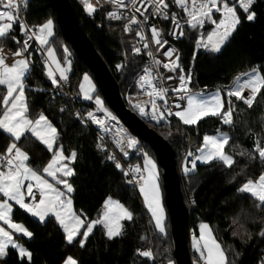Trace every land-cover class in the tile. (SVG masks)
<instances>
[{
    "label": "snow or ice",
    "instance_id": "6c2138e0",
    "mask_svg": "<svg viewBox=\"0 0 264 264\" xmlns=\"http://www.w3.org/2000/svg\"><path fill=\"white\" fill-rule=\"evenodd\" d=\"M172 3L176 8L182 9L183 17H178L176 12L169 14V4L166 0H103V4L111 6V10L106 12V18L112 21H126L122 25V31L126 34L134 32L135 37H138L131 47V52L133 54L146 52L150 60V63L143 68V74H139L135 80L138 89L141 91L147 89L145 94L148 99L136 103L130 100L129 103L139 115L150 118L157 124L168 122L169 118L174 116L183 125L197 126L198 122L204 118L215 117L222 125L235 127L236 104L232 98L234 97L235 101H242L244 105L251 108L258 94H264V68L254 65L234 75L227 85L214 90L197 91L192 87L194 71L192 62L198 55V49L213 54L221 52L222 46L229 41L242 20L254 21L255 0H172ZM80 4L91 16L101 6V0H80ZM137 4H142L145 8L151 5V16L159 17L161 20L170 19L172 30L169 35L173 40L184 37L185 29L196 35L195 48L187 69L181 64L182 57L179 50L163 38L161 28L155 24L148 26L149 15L137 7ZM22 5L26 7L27 0H0V41L11 39L18 45L15 52H11L12 62L8 63L7 54L4 53L0 43V97H2L0 98V130L10 141L3 152H0V222H2L0 224V259L6 257V249L10 246L19 257H27L30 260V251L14 236L22 233L24 237L32 238L33 233L22 223L14 222L13 202L24 212L38 218L40 222H46V217H54L56 224L63 231L64 240L72 244L78 239L80 247L86 246L87 238L98 225L102 226L103 234L109 240L122 235L121 221H131L133 213L111 195L103 200L102 209L94 219L89 220L83 210L79 212L73 210L71 194L74 192V187L70 178L75 176V171L71 165L78 158V153L72 149L65 155L63 146H57L59 141L57 128L42 111L35 119L31 118L26 96V90H28L26 80L30 76L32 66L30 45L33 40L38 46L36 50L45 58L43 72L47 80L51 82L49 91L57 88L62 90L63 85L68 83V73L71 71L69 51L65 47L63 61L57 60L49 39L54 36L53 19L49 17L43 23L29 26L21 15ZM17 22L24 37L22 43L12 34ZM209 25L211 29L206 35L200 31ZM146 28L151 33L150 41L145 35ZM162 49L165 50L161 52ZM154 52L160 53L167 60L158 58ZM124 66V63H118L116 69L120 71ZM161 67L164 72H161ZM78 87L79 94L85 100L94 101L96 111L104 114V118H99L92 110H89L84 114L87 117L85 120L77 112L81 125L90 121L92 124L99 125L102 131H110L108 124L115 122L116 117L104 107L101 97L96 94V86L87 73L83 74ZM31 91L42 92L44 89L36 87ZM64 110L61 108L60 111ZM177 131L183 135L182 129L178 128ZM248 131L251 132V129ZM29 134L51 153V158L42 168L31 166L28 152L19 146L22 139H29ZM254 135L256 143L252 151L239 150L236 151V155L245 157L251 163L257 158L254 154H258L259 163L264 168V136ZM102 141L103 137L98 136L97 149L108 152L105 159L112 161L115 168L125 177L131 175L127 183L129 185L135 183L139 188L144 205L155 222V229L165 233L166 214L161 203L155 160L146 149L140 146L139 141L123 128H119L112 136V142L124 156H128L127 149L137 150L138 158L142 157L143 160L142 167L139 164H130L125 168ZM229 144V133L219 128L214 135L204 134L198 146L185 153L181 163L183 173L187 175L195 171L197 162L203 164L215 162L228 168L233 167L236 163L234 156L226 150ZM232 149L233 151L239 149V145H232ZM246 168L247 164L242 166L239 172L233 173L232 179L246 175ZM237 193L249 194L255 202H258L254 204V207H264V171L256 177L246 176L244 182L237 188ZM199 228V239L195 236L192 238V248L199 257L194 264H201V262L202 264H232L209 225L201 223ZM236 234L233 232V235ZM245 234L249 239L251 238L250 233L245 231ZM258 235L264 236V227ZM141 239L144 237L142 236ZM137 251L142 257L149 259L153 257L150 250L137 249ZM63 264H78V262L68 256ZM168 264H172L171 260Z\"/></svg>",
    "mask_w": 264,
    "mask_h": 264
},
{
    "label": "trees",
    "instance_id": "16d2710c",
    "mask_svg": "<svg viewBox=\"0 0 264 264\" xmlns=\"http://www.w3.org/2000/svg\"><path fill=\"white\" fill-rule=\"evenodd\" d=\"M69 2L80 28L114 76L120 94L127 88L132 89L133 76L146 59L142 52L140 54L131 52L136 39L122 31V21L108 20L103 8L89 16L78 0ZM166 2L171 12L182 16L172 0ZM253 11L256 13L255 20L252 22L242 20L229 41L222 46L221 52L213 54L203 49L197 50L198 55L192 62L194 90H211L217 84L227 85L234 75L254 65L264 68V0H255ZM23 15L29 26L43 23L51 17L54 21V36L49 39L57 59L63 61L65 47L69 51L71 61L69 81L62 90L57 88L49 91L51 82L43 72V57L33 44L30 45L32 66L30 76L26 80L28 89L26 96L31 118L42 111L57 128L59 133L57 146H63L65 155L72 149L78 153V158L71 165L75 171V176L70 178L74 187L71 194L73 210L77 212L83 210L89 220L94 219L102 209L103 200L111 195L133 213V219L124 220L122 235L111 240L103 234L102 226H95L93 233L86 240V246L80 247L78 239L72 244L64 240L63 231L56 224L54 217H46V222H40L14 205L13 220L21 222L33 233L32 238L21 234H15L14 238L30 251L31 259L19 257L9 246L6 249V257L0 259V264H62L67 256L73 257L78 264H153L151 259L140 256L137 251L146 248L149 241L152 253L159 264L173 261L168 213L162 187V170L159 165L157 164L160 174L159 186L166 210L165 236L156 231L148 211L143 207L139 192L127 183V178L115 168L112 161L105 159L108 152L96 149L97 139L93 129L81 125L74 115L75 109L79 106L85 108L95 106L94 102L82 101L79 98V81L84 73L89 75L90 73L64 39L55 20L53 1L27 0V6H23ZM210 29L209 25L200 31L206 35ZM185 31L186 35L175 40V44L182 57L181 64L187 69L195 48L196 35L187 29ZM12 34L23 42L24 37L18 22ZM0 43L7 58H12L11 52H15L18 47L16 42L8 39ZM118 63L125 64L120 71L116 69ZM36 87L44 91H31ZM96 94L101 97L104 107L113 112L103 100L97 86ZM232 99L236 104L235 127L222 125L215 117L204 118L197 126H186L174 119L158 126L148 124L171 145L176 169L186 147L191 146L193 149L197 147L204 134L214 133L219 128L228 132L230 136V144L226 146V150L234 156L236 163L233 167L228 168L215 162L197 163L196 170L189 173L186 180L179 177L181 194L188 210L186 238L191 264L199 257L191 251L189 240L191 235H197V226L200 223L209 225L232 264H261L264 259V236L258 235L264 227V207H254L258 202L249 194L237 193V188L244 182L246 176L256 177L264 168L259 163L258 154L253 153L257 158L251 163L245 157L236 155V151L239 150L252 151L256 143L254 134L264 136V94H258L251 108L242 101H235L234 97ZM61 108L65 110L61 112ZM178 128L183 130V135L177 131ZM137 140L156 160L150 146L139 138ZM9 142L7 135L0 130V152H3ZM232 145H239V149L233 151ZM19 146L28 152L33 167L42 168L51 158V153L46 147L30 135L29 139H22ZM246 164V175L237 176L233 180V173L239 172ZM245 231L251 234L250 239ZM233 232L237 234L233 235ZM142 236L144 239H141Z\"/></svg>",
    "mask_w": 264,
    "mask_h": 264
},
{
    "label": "water",
    "instance_id": "95a60500",
    "mask_svg": "<svg viewBox=\"0 0 264 264\" xmlns=\"http://www.w3.org/2000/svg\"><path fill=\"white\" fill-rule=\"evenodd\" d=\"M52 1L55 20L64 39L89 70L103 100L128 130L153 150L156 162L162 170V187L168 213L173 263L191 264L186 238L188 210L181 194L179 175L171 145L127 106L114 76L80 28L69 0Z\"/></svg>",
    "mask_w": 264,
    "mask_h": 264
},
{
    "label": "built area",
    "instance_id": "2783aa9c",
    "mask_svg": "<svg viewBox=\"0 0 264 264\" xmlns=\"http://www.w3.org/2000/svg\"><path fill=\"white\" fill-rule=\"evenodd\" d=\"M80 2V0H78ZM22 9H23V5L21 6ZM137 7H140L141 10L145 11L146 14L149 15V27L151 26V24H155L157 27L161 28L162 29V35H163V38L164 39H167L169 41V44L171 46H174L176 49L177 46L175 44V40H173L171 38V36L169 35V32L172 30V23H171V20H161L159 17H154V16H151V5H148L147 8L144 7V5L142 4H137ZM104 9L105 10V14L107 11L111 10V6L110 5H106V4H103V0H101V6L97 8L98 9ZM170 9V8H169ZM96 10V11H97ZM179 12L182 14V16H178V17H183V11L182 9H178ZM95 11V12H96ZM124 11H127V10H124ZM94 12V13H95ZM171 14V10H170V13ZM22 18L25 20L24 18V15H23V10H22ZM137 15L139 16V14L137 13ZM142 19V18H141ZM26 22V21H25ZM126 22V21H122V24ZM27 23V22H26ZM181 23H183V20L181 19ZM18 26H19V23H18ZM129 35H132L136 40L138 39V37H135V34L134 32L133 33H127ZM145 35L146 37L149 39L150 41V37H151V33L150 31L147 30V28L145 29ZM177 40V39H176ZM32 44L34 45V47L37 49V45L35 44V41L33 40ZM142 47V45H140ZM167 47V46H166ZM155 49V46L153 45L152 46V50L154 51ZM165 49H162L161 52H163ZM143 54H145L146 56V59H145V62L143 63V65L137 70V72L134 74L133 76V79H132V82H131V85H132V89L131 88H127V90H125V92L123 94H121L122 98L124 99L125 103L127 104L128 107H130L132 110V106L131 104L129 103V101L131 100L133 103H136V102H142L144 100H147L148 97L147 95L145 94L147 89H145L144 91H141L140 89L137 88L136 84H135V80L138 78V75L139 74H143V68L145 67L146 64L150 63V60L146 54V52H143ZM154 54L162 59V60H167V58H164L161 56L160 53H155ZM161 72H164L163 68L161 67ZM170 83V82H169ZM224 84H217L215 86V88L217 87H220ZM63 87L65 88V84L63 85ZM195 90H200V89H195ZM89 110H92L99 118H104V114L103 112L101 111H96V106L94 107H89V108H85L83 106H79L75 109V112H74V115L76 118L79 119V117L76 115L77 112L79 113V116H83L85 120H87V117L84 115L87 111ZM110 111V110H109ZM135 113H137L139 115V113L135 110H133ZM111 112V111H110ZM115 117H116V121L115 122H110L108 124V128L110 129V131H102L100 126L97 125V124H92L90 121H88L85 125L90 127L91 129H93L95 135H96V139L98 138V136H101L103 137V141L102 143L107 147V149L117 157L118 160L121 161V163L123 164V166L125 168L128 167V165H136V164H139L141 167L143 166V160H142V157H139L138 158V154H137V150L135 149H127L128 151V156H124L123 153L120 151L119 148L116 147V145L112 142V136L117 132V130L119 128H123L124 130H126L127 133L131 134L128 130V128L123 124V122L113 113L111 112ZM147 124H151V125H154V126H158V125H161L165 122H161L160 124H157L155 121H152L150 118H146V117H142L141 115H139ZM170 119H174L176 120V117H170ZM131 136H134L133 134H131ZM136 138V136H134ZM137 139V138H136ZM97 149V147H96ZM190 149H193L191 146H187L186 149L183 151V154L178 162V175L179 177H182L184 180H186L187 178V175H185L182 171V168H181V163H182V160L184 158V155L185 153L190 150ZM98 150V149H97ZM99 151V150H98ZM190 167V165H189ZM191 173V172H190ZM127 180L128 179H131V175H129L128 177H126ZM132 186L135 190L139 191V188L135 185V183H133ZM141 250H150L152 252V248H151V242L149 241L148 243V246L144 249H141ZM153 264H159V262L155 259L154 255L153 257L151 258ZM261 264H264V259L263 261L261 262Z\"/></svg>",
    "mask_w": 264,
    "mask_h": 264
},
{
    "label": "rangeland",
    "instance_id": "374dc122",
    "mask_svg": "<svg viewBox=\"0 0 264 264\" xmlns=\"http://www.w3.org/2000/svg\"><path fill=\"white\" fill-rule=\"evenodd\" d=\"M12 60H13V57L12 58H7V62L8 63H11L12 62ZM90 76V75H89ZM90 78L92 79V77L90 76ZM92 81H93V83H94V85L96 86V84H95V82H94V80L92 79ZM215 89V88H214ZM214 89H211V90H214ZM79 98L82 100V101H89V100H85L84 98H83V96L82 95H80L79 94ZM92 102H94V101H92ZM95 104V103H94ZM96 106V105H95ZM176 120L179 122V120H178V118H176ZM225 132V131H224ZM210 135H214L215 134V132L214 133H209ZM151 155V154H150ZM152 157V156H151ZM153 158V157H152ZM154 159V158H153ZM155 160V159H154ZM155 162H156V160H155ZM197 163H200V162H197ZM156 164H157V162H156ZM157 170H158V183H159V178H160V174H159V167L157 166ZM178 172V171H177ZM139 192V191H138ZM141 196V195H140ZM141 200H142V204H143V207L148 211V209L145 207V205H144V202H143V197L141 196ZM161 203H162V195H161ZM13 205H15L14 204V202H13ZM162 205H163V203H162ZM18 206V205H17ZM19 207V206H18ZM164 207V206H163ZM165 209V208H164ZM148 213H149V211H148ZM165 214H166V210H165ZM149 215H150V217H151V213H149ZM152 219V218H151ZM124 220H122L121 221V224H122V222H123ZM166 221V220H165ZM14 222H16V221H14ZM152 222H153V220H152ZM17 223H21V222H17ZM0 224H2V222H0ZM153 225H154V223H153ZM5 227H7L6 225H5ZM154 227H155V225H154ZM157 231V230H156ZM158 232V231H157ZM160 233V232H159ZM19 234H22V233H19ZM160 234H162L163 236H165L166 235V231H165V233H160ZM23 235V234H22ZM191 249V248H190ZM192 251V250H191ZM193 252V251H192ZM195 253V252H194ZM196 254V253H195ZM197 255V254H196ZM198 256V255H197ZM68 257V256H67ZM168 262L169 261H167L166 262V264H168ZM172 262V264H174L173 263V261H171ZM63 264V263H62ZM194 264V263H193Z\"/></svg>",
    "mask_w": 264,
    "mask_h": 264
},
{
    "label": "crops",
    "instance_id": "0c3cea01",
    "mask_svg": "<svg viewBox=\"0 0 264 264\" xmlns=\"http://www.w3.org/2000/svg\"><path fill=\"white\" fill-rule=\"evenodd\" d=\"M57 58V57H56ZM45 58L43 57V60H44ZM58 60V59H57ZM50 64H51V62H49ZM53 68H54V65L52 66ZM89 75V74H88ZM57 76H58V73H57ZM83 76V75H82ZM81 79H82V77H81ZM37 116V115H36ZM35 116V117H36ZM35 117L33 118V119H35ZM30 135V134H29ZM62 187V186H61ZM35 219H37L38 221H39V219L38 218H36V217H34ZM153 223H154V225H155V222L153 221ZM201 224V223H200ZM199 224V225H200ZM205 224H207V223H205ZM199 225L197 226V235L195 236L197 239H199V236H200V228H199ZM208 225V224H207ZM159 232V231H158ZM22 235V234H21ZM193 236L194 235H191L190 236V240H189V244H190V248H191V250L193 251V252H195L194 251V249L192 248V238H193ZM196 253V252H195ZM197 254V253H196ZM198 255V254H197ZM201 264H202V262H201Z\"/></svg>",
    "mask_w": 264,
    "mask_h": 264
}]
</instances>
